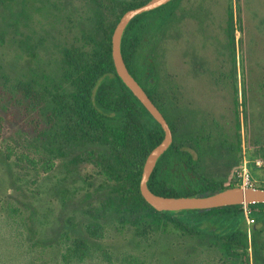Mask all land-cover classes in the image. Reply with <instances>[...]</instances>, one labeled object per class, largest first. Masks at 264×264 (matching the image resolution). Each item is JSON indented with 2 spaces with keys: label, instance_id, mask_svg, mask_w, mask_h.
I'll return each mask as SVG.
<instances>
[{
  "label": "rangeland",
  "instance_id": "obj_1",
  "mask_svg": "<svg viewBox=\"0 0 264 264\" xmlns=\"http://www.w3.org/2000/svg\"><path fill=\"white\" fill-rule=\"evenodd\" d=\"M231 3L239 21L234 43ZM179 5L157 51L160 88L169 86L181 114L212 134L216 154L204 156L201 167L232 179L239 166L238 152L228 155L238 138V85L241 157L245 149L261 159L252 172L264 179V0ZM95 18L91 0H0V264H135L131 256L145 264H241L172 225L140 233L111 212L99 220L107 180L91 163H71L74 153L45 169V117L22 85L58 81L64 48L89 46ZM98 220L97 235L90 234ZM77 238L88 241L84 258L67 252Z\"/></svg>",
  "mask_w": 264,
  "mask_h": 264
},
{
  "label": "trees",
  "instance_id": "obj_2",
  "mask_svg": "<svg viewBox=\"0 0 264 264\" xmlns=\"http://www.w3.org/2000/svg\"><path fill=\"white\" fill-rule=\"evenodd\" d=\"M95 8V36L89 46L65 47L60 79L40 83L29 80L22 88L30 106L42 112L44 129L40 135L49 151L45 169L54 167L55 158L74 153L71 163H91L107 180V195L98 219L115 214L124 225L146 233L174 226L187 235L216 246L225 259L241 264H264V202L249 203L250 215L260 224L248 227L243 204L204 209L158 210L142 195L140 182L150 151L164 138L161 124L118 75L112 55V36L121 16L147 0H91ZM167 14L136 15L126 26L121 51L132 75L147 91L166 117L173 141L159 157L148 180L149 188L165 196H205L234 187V179L214 175L201 167L204 156L216 154L211 133L194 126L190 113L181 108L169 93L160 88L157 51L162 34L176 21L171 10L176 1L163 5ZM234 7L229 4L228 33L235 42ZM236 96L237 143L228 146V155L238 152L234 164L241 162L240 110ZM197 155V157L195 156ZM250 158L256 157L249 153ZM100 216V217H99ZM88 231L97 235L100 221ZM209 223L217 227H210ZM245 223V225H244ZM245 226V227H244ZM67 252L84 258L89 252L86 239L77 238ZM66 256V255H65ZM135 264H145L131 256Z\"/></svg>",
  "mask_w": 264,
  "mask_h": 264
},
{
  "label": "water",
  "instance_id": "obj_3",
  "mask_svg": "<svg viewBox=\"0 0 264 264\" xmlns=\"http://www.w3.org/2000/svg\"><path fill=\"white\" fill-rule=\"evenodd\" d=\"M169 1L149 0L143 5L127 10L118 21L112 36V55L118 75L161 124L165 132L163 140L150 151L145 161L140 182L142 195L158 210L204 209L230 204L264 202V187L260 186L243 188L236 185L205 196H165L155 193L148 186V180L159 157L169 148L173 141V132L162 111L127 67L121 51V40L126 26L136 15Z\"/></svg>",
  "mask_w": 264,
  "mask_h": 264
},
{
  "label": "built area",
  "instance_id": "obj_4",
  "mask_svg": "<svg viewBox=\"0 0 264 264\" xmlns=\"http://www.w3.org/2000/svg\"><path fill=\"white\" fill-rule=\"evenodd\" d=\"M252 165L256 168L262 167L263 161L259 158H250L249 155L246 154V151L244 149L241 157V162L235 169L232 177L238 186H241L243 188L259 187L257 185L260 183V187H264V179H258L253 175ZM243 210L246 222L248 224V227L250 228V226L255 222V219L250 215L248 204H243Z\"/></svg>",
  "mask_w": 264,
  "mask_h": 264
},
{
  "label": "flooded vegetation",
  "instance_id": "obj_5",
  "mask_svg": "<svg viewBox=\"0 0 264 264\" xmlns=\"http://www.w3.org/2000/svg\"><path fill=\"white\" fill-rule=\"evenodd\" d=\"M147 1H149V0H147ZM170 1H173V0H170ZM169 1V2H170ZM174 1H176L177 2V6H176V8L174 9V10H171V12H173V13H175L180 7V3L183 1V0H174ZM168 3V2H167ZM167 3H165V4H163V5H166ZM163 5H160V6H158V7H155V8H153V9H151V10H148L149 11V13L150 14H167V9H166V7L165 6H163Z\"/></svg>",
  "mask_w": 264,
  "mask_h": 264
}]
</instances>
